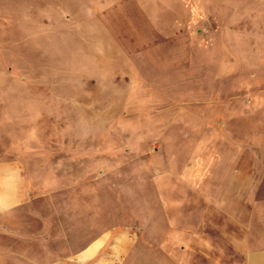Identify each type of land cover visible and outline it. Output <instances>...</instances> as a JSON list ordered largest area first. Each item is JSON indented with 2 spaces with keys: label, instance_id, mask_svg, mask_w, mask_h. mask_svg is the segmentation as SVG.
<instances>
[{
  "label": "rangeland",
  "instance_id": "obj_1",
  "mask_svg": "<svg viewBox=\"0 0 264 264\" xmlns=\"http://www.w3.org/2000/svg\"><path fill=\"white\" fill-rule=\"evenodd\" d=\"M0 158L48 220L79 202L121 264H246L264 0H0Z\"/></svg>",
  "mask_w": 264,
  "mask_h": 264
},
{
  "label": "crops",
  "instance_id": "obj_2",
  "mask_svg": "<svg viewBox=\"0 0 264 264\" xmlns=\"http://www.w3.org/2000/svg\"><path fill=\"white\" fill-rule=\"evenodd\" d=\"M15 173L23 177L18 190ZM0 198L10 205L8 212L0 213V264H121L122 257L131 254L127 247L106 248L109 238H105L101 222L87 218L79 202L65 203L67 214L61 220H48L49 207L38 205L41 199L19 165L1 158ZM263 207L254 212L264 220ZM238 232H246V238L231 244L244 254L246 264H264V223H246Z\"/></svg>",
  "mask_w": 264,
  "mask_h": 264
},
{
  "label": "clouds",
  "instance_id": "obj_3",
  "mask_svg": "<svg viewBox=\"0 0 264 264\" xmlns=\"http://www.w3.org/2000/svg\"><path fill=\"white\" fill-rule=\"evenodd\" d=\"M23 184V177L19 173H15V185L18 190L19 186ZM10 210V205L2 198H0V213H5Z\"/></svg>",
  "mask_w": 264,
  "mask_h": 264
}]
</instances>
